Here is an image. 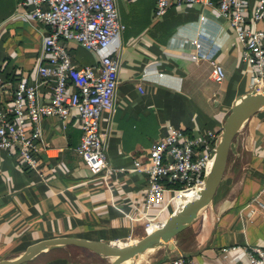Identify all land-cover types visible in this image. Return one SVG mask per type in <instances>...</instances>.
Instances as JSON below:
<instances>
[{"label":"crops","instance_id":"crops-1","mask_svg":"<svg viewBox=\"0 0 264 264\" xmlns=\"http://www.w3.org/2000/svg\"><path fill=\"white\" fill-rule=\"evenodd\" d=\"M19 1L0 0L1 105L11 103L18 81H38L37 58L49 32L41 20L15 12ZM256 2L245 0L248 16ZM155 3L117 0L125 29L102 51L120 61L115 111L103 113L100 120V131L109 132L107 153L116 169L112 175L104 179L93 173L76 152L81 128L74 111L65 122L57 117L42 120L37 170L0 150V259L55 237L110 243L142 238L146 218L162 221L174 204L172 192H165L161 206L144 208L146 175L133 170V161L144 162L151 143L169 125L185 135L219 132L235 97L247 91L251 72L242 61V45L217 10L173 5L156 19ZM65 45L77 65L97 60L74 41ZM212 60L225 67L220 84L210 76ZM39 91L40 98H49L46 84ZM240 131L213 203L194 223V234L182 241L193 224L156 250L147 264H169L178 251L194 264H249L241 248L231 247L264 248V107Z\"/></svg>","mask_w":264,"mask_h":264},{"label":"built area","instance_id":"built-area-1","mask_svg":"<svg viewBox=\"0 0 264 264\" xmlns=\"http://www.w3.org/2000/svg\"><path fill=\"white\" fill-rule=\"evenodd\" d=\"M189 4L214 8L228 22L242 45V61L251 72L247 90L260 91L264 87V0H257L250 16L245 0H156L153 15L158 19L170 6ZM15 12L41 20L49 32L37 58L38 81H18L11 103L0 104V150L14 154L25 168L37 170L43 143L42 120L57 117L65 122L74 111L81 128L76 152L93 173L107 178L116 169L111 167L107 153L109 132L100 131V120L103 113L115 111L120 61L102 51L125 29L117 0H21ZM67 41L93 52L97 60L75 64L65 45ZM210 76L214 82L222 83L226 76L224 65L212 60ZM42 84L50 90L46 100L40 98ZM221 130L185 135L180 128L169 125L166 133L149 146L147 159L133 161V170L146 175L145 209L161 206L165 192H172L174 209L180 207L178 200L184 199L185 203L189 199L183 195L193 193L202 184ZM162 221L146 218V232ZM237 248L244 251L249 264H264V248L231 247ZM169 264L194 262L178 251Z\"/></svg>","mask_w":264,"mask_h":264},{"label":"water","instance_id":"water-1","mask_svg":"<svg viewBox=\"0 0 264 264\" xmlns=\"http://www.w3.org/2000/svg\"><path fill=\"white\" fill-rule=\"evenodd\" d=\"M264 107V87L247 90L235 97L226 115L216 143L210 168L202 184L182 205L174 209L156 228L134 242L124 246L113 245L102 240L62 236L36 242L19 255L0 259V264H35L33 261L52 250L68 247L82 248L99 256L110 257L106 264H135L138 257L148 250L164 248L178 234L191 227L213 203L221 183L225 165L233 140L244 127L248 118ZM184 256V253L182 252Z\"/></svg>","mask_w":264,"mask_h":264},{"label":"rangeland","instance_id":"rangeland-1","mask_svg":"<svg viewBox=\"0 0 264 264\" xmlns=\"http://www.w3.org/2000/svg\"><path fill=\"white\" fill-rule=\"evenodd\" d=\"M228 161V159H227ZM197 224H194L188 233L185 235L186 241L191 238L194 234ZM69 248V247H68ZM64 250V251H62ZM35 264H85V263H94V264H106L105 260L96 254L93 253H79L78 250H69V249H60L53 253H47L37 257L34 261Z\"/></svg>","mask_w":264,"mask_h":264},{"label":"bare ground","instance_id":"bare-ground-1","mask_svg":"<svg viewBox=\"0 0 264 264\" xmlns=\"http://www.w3.org/2000/svg\"><path fill=\"white\" fill-rule=\"evenodd\" d=\"M192 194L193 193H187V195H186L185 198H188V197L190 198V196H192ZM183 200L179 203L180 204V207H182V205L184 204V201ZM201 220H202V218H201ZM129 241H116V242H112V244L113 245L124 246V245H127V244L131 243ZM155 253H156V250H153V249L146 251L144 254H142V255H140L138 257V259L136 260V263L135 264H147V263L153 261L155 259V255H156ZM102 258L105 260L106 263H108V262H110L112 260L110 257L102 256Z\"/></svg>","mask_w":264,"mask_h":264},{"label":"trees","instance_id":"trees-1","mask_svg":"<svg viewBox=\"0 0 264 264\" xmlns=\"http://www.w3.org/2000/svg\"><path fill=\"white\" fill-rule=\"evenodd\" d=\"M177 236H179V235H177Z\"/></svg>","mask_w":264,"mask_h":264}]
</instances>
